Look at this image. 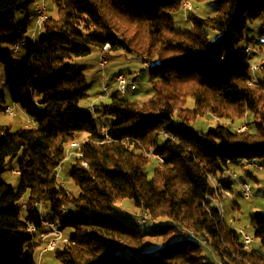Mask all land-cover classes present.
<instances>
[{"label":"trees","instance_id":"16d2710c","mask_svg":"<svg viewBox=\"0 0 264 264\" xmlns=\"http://www.w3.org/2000/svg\"><path fill=\"white\" fill-rule=\"evenodd\" d=\"M191 1H214L216 12L191 14L192 28L180 29L173 15L183 0H54L57 16L44 20L38 46L27 51L8 88L10 100L34 126L0 125V264H38V210L44 203L62 218L61 229H73L69 242L51 250L61 264H216L205 259L201 240L222 264H264V255L252 244L244 247L233 224L208 209L204 199L214 192L209 176L220 174L227 160L230 165H238L241 157L264 161V98L260 80L249 84L245 51L253 39L245 32L264 14V0ZM34 3L0 0V43L24 38L27 24L16 22L15 12ZM207 29L218 35L210 39ZM105 43L144 56L145 62L154 58L147 65L150 99L139 104L114 93L92 109L79 105L89 84L66 61ZM0 61L11 63L10 48H0ZM4 103L0 91V109ZM94 113L113 117L106 134ZM248 113L253 124L244 130L222 122L208 131L190 126L204 114L234 122ZM82 132L87 134L83 155L72 156L70 171L74 193L54 172L65 160V145ZM150 150L163 161L154 158L148 176L145 151ZM17 157L15 189L2 174ZM124 199L155 222V233L167 242L157 253L141 252L143 234L113 216V205ZM165 218L170 223L158 222ZM29 223L34 232L28 231ZM249 224L264 248V213H254ZM182 228L193 230L194 237H179ZM171 233L175 239L170 240Z\"/></svg>","mask_w":264,"mask_h":264},{"label":"rangeland","instance_id":"374dc122","mask_svg":"<svg viewBox=\"0 0 264 264\" xmlns=\"http://www.w3.org/2000/svg\"><path fill=\"white\" fill-rule=\"evenodd\" d=\"M193 5V10H186L183 5L182 9L173 15L175 24L180 29H190L192 28V21L188 19L189 15H198L202 17L213 16L216 12V3L214 1H204L200 3H194L191 0H188ZM35 2H44L47 6V13L51 16H57V8L55 6L54 0H35ZM15 21L20 24H27V31L24 35V38L19 41V48L17 50H12V45L0 43V48H10L12 53L11 63L4 64L0 61V91L5 94V103L0 109V125L10 126L11 129H18L21 127H33V119L23 111L20 106L16 103H13L8 94L10 77L13 76L21 67L22 61L26 56L27 51L30 48L38 46V35L39 30L36 23V15L34 11V6L31 5L26 10H19L15 12ZM264 14L258 18L252 20L248 24V28L245 32L246 38H253L250 42L247 43L248 46L253 47L261 43V40H264ZM42 31V30H41ZM210 39H214L218 33L211 29H207ZM32 33V34H31ZM39 33V34H38ZM34 34V35H33ZM32 35V37H31ZM133 47V46H132ZM136 48V46H134ZM103 56L107 64L105 67H101L99 64L100 57ZM146 58L140 57L133 52H128L122 49L110 50L109 52H102L98 48H91L90 52L85 56L72 57L66 62L72 65V73H82L88 84L89 89L87 91L88 95L86 98H83L79 101V105L82 108L90 109L92 102L95 97H106L103 93V87H109V93H116V87L113 85V75L118 72L132 73L138 72L139 76L137 79V87L135 90H128L123 97L128 98L133 101H137L139 104L147 101L152 97V91L150 89L149 75L147 65L154 58H149L148 62H145ZM263 72H258V77L263 78ZM117 94V93H116ZM108 98L106 97L107 101ZM193 100L190 98L188 106L192 105ZM10 106L14 113L12 115L4 112V108ZM94 119L98 125L101 123L108 125L112 122L113 117L111 116H102L94 113ZM225 121L217 119L210 114H204L199 116L195 121L190 123L192 128L202 131H208L209 129L214 128L218 122L225 123ZM243 123L252 125L253 124V115L247 114L244 119H235L233 126H239ZM229 125V124H228ZM230 126V125H229ZM231 127V126H230ZM232 128V127H231ZM87 137V134L82 132L80 136H77L75 139L83 141ZM17 161L18 157L10 162L5 172L2 174V179L10 183L15 189L18 187L19 177L17 170ZM74 159L69 158L64 160L63 163L57 168L58 171V182L67 190L74 193L77 192V188L73 185L70 178L71 165ZM154 158L150 157L149 163L144 167V171L148 176L152 175ZM263 166L262 169H257L252 166H243L232 164L230 167L237 173V178L233 181L234 187L232 190V196L229 199H226L224 202L225 207V219L229 221L237 229H243L247 234L252 235V230L249 224L250 217L256 213H264V161L261 162ZM240 181H247L252 187V195L250 198H244L241 193ZM41 213L44 218L54 221L60 228L61 217L54 216L51 213L50 206L47 203H44L41 206ZM124 210L127 214V217H122L120 212ZM66 212H74V210H66ZM142 211L135 206H133L131 200L124 199L118 201L113 205V216L120 218L126 224L131 225L136 230L140 231L143 234V245L141 247V252L145 253H157L167 242H165L162 235L156 234V224L153 221L148 223H131V218L134 216H139ZM66 214H62V217H65ZM170 223V220L160 219L158 222ZM157 222V223H158ZM160 222V223H161ZM61 237H66L73 232L71 227H65L61 229ZM175 233H171V239L176 238ZM169 240V241H170ZM63 242L62 239L57 240V245ZM252 246L254 250L258 253L264 255V248L259 245L258 239L254 237ZM202 254L205 259H209L214 263H218L217 258L210 251L208 246L203 245ZM43 246L39 247L35 252V260L38 264H61L59 259L54 255V252L48 250L43 252Z\"/></svg>","mask_w":264,"mask_h":264},{"label":"built area","instance_id":"2783aa9c","mask_svg":"<svg viewBox=\"0 0 264 264\" xmlns=\"http://www.w3.org/2000/svg\"><path fill=\"white\" fill-rule=\"evenodd\" d=\"M34 10H35V15H36L37 26L39 24H43L44 20L48 16L46 4L40 3V2H35L34 3ZM186 10H193V8H190L187 6ZM18 48H19V42H15L14 43V50H17ZM100 50L102 52H109L110 51V50H103V49H100ZM245 51L249 55V64H248L249 68L248 69L252 70V82L254 84V83L258 82V80L261 81L260 89H261V92H262V95L264 98V78L260 79L258 77V72L262 71L264 73V57H260V52L256 51V48H252V47L246 48ZM99 64L101 67L106 66L107 61L103 56L100 57ZM138 76H139L138 72H132V73L118 72V73L114 74L113 85L116 87V93L118 95L123 96V95H125V93L128 90H135L137 87L136 82H137ZM103 93H104V95L109 96L110 93H109V87L108 86H107V91H103ZM6 112H10V115H12L14 113V111L12 110V108L10 106H6ZM243 125H245V124H243ZM99 130L101 133H103V128H99ZM163 135H165L168 138H173V136L171 134H169V132H166V131H163ZM77 151H83V149H76L74 145L69 147V155H71L72 153L77 152ZM146 156L150 158L152 156H160V154L155 153V152H151V150H150V151H147ZM226 163H227L226 166L220 172V174L209 176V180H210L211 185L214 189V194H217L216 193L217 182H221L222 180H233L234 181L237 178V173L230 167L231 162L229 160H227ZM237 163L241 164L243 166H252V167H255L257 169L263 168L261 163H259L256 158L247 159V158L241 157V158L237 159ZM16 173H19V171L16 170ZM56 179H58V171L57 170H56ZM240 186H241L242 196L244 198H250L252 195V187H251L250 183L247 181H240ZM233 187H234V183H233ZM233 187L229 188L230 197L232 196ZM219 196L222 198V201H225L226 199L230 198V197H222V195H219ZM204 199H205V197H204ZM207 204H208L207 207H212L209 203H207ZM24 208H25V201L22 200L19 209L22 210ZM120 213H122V215L127 216V214L124 210H121ZM219 213H221V212H219ZM132 218L135 220H141V221H143V223H147L142 214H140L139 216H134ZM35 230H36V227L32 223H29L28 224V231L34 232ZM237 231L240 233L243 246L249 247L253 243V236L250 234H247L243 229H240ZM39 233H45L43 252L48 251V250H53L56 247L57 243H52V236L59 235V231H52L51 224L49 222H47V230L40 231ZM177 235L178 236L194 235V233H189L187 231V229L182 228L177 232ZM48 237H50V238L48 239ZM218 264H222V263L218 262Z\"/></svg>","mask_w":264,"mask_h":264},{"label":"bare ground","instance_id":"6f19581e","mask_svg":"<svg viewBox=\"0 0 264 264\" xmlns=\"http://www.w3.org/2000/svg\"><path fill=\"white\" fill-rule=\"evenodd\" d=\"M40 3H44V2H40ZM187 6L190 7V8H193V5H192V3L190 1L183 0V7L186 9ZM37 27H38L39 33H41V30L43 28V24H39ZM246 48H251V47L247 46ZM252 48H256V51L260 52V57H264V46L263 47L258 46V47H252ZM101 49H103V50H111L110 44L109 43H105ZM12 50H14V43L12 44ZM249 72H250L249 84L252 85L253 84V82H252V70H249ZM103 91H107V86L103 87ZM105 96H107V95H105ZM4 112L7 113V114H10V112H6V107L4 108ZM224 124H226V125L229 124L232 128H234L236 130H244L246 128V126L243 125V124H246V123H243V124H241L239 126H233L234 125L233 121H225ZM99 128H103V133L106 134V131H107L106 125L101 123L99 125ZM161 133L163 134V131H161ZM73 145L75 146L76 149H83L81 141H79L77 139L70 140L65 145V157H64L65 160L71 158L72 156L82 157L83 151H77V152H74L71 155H69V147L73 146ZM151 152H153V151H151ZM146 153H147V151H145V154ZM152 158H156V159H158L160 161H163V158H162L161 155L160 156H152ZM54 174H55V177H56V171L54 172ZM232 187H233V180H222L221 182H217V186H216V193L217 194H214V192H213L212 194H208V195L205 196V200L207 201V203H209L212 206V207H207V208L208 209H210V208L216 209L220 219L225 218V207H224V202L225 201H222V198L219 195H222V197H230L229 188H232ZM41 210H42L41 207H39L38 211H39V215H40V224H41L40 231L47 230V222H49L51 224L52 231H59V235L52 236V243H57V240L59 238L63 240L62 243L69 242L70 240H69L68 237H63V238L61 237V232L62 231L60 230V228L58 227V225L54 221L49 220L47 218H44L42 216ZM219 212H221V213H219ZM120 214H121L122 217H127L126 215H122V213H120ZM141 214L143 215L145 221L148 223L150 221L149 213L147 211H143ZM138 222L143 223V221H141V220H135V219L131 218V223H138ZM27 229H28V226H27ZM187 231L189 233H194L193 230H190V229H187ZM39 234H40V237L42 239V245L41 246L44 247L45 233H39ZM179 237L188 238V237H194V235H181ZM253 240H254V237H253ZM201 243L203 245H205L206 241L205 240H201ZM121 251L124 252L123 246H121Z\"/></svg>","mask_w":264,"mask_h":264},{"label":"crops","instance_id":"0c3cea01","mask_svg":"<svg viewBox=\"0 0 264 264\" xmlns=\"http://www.w3.org/2000/svg\"><path fill=\"white\" fill-rule=\"evenodd\" d=\"M34 6V5H33ZM35 11V10H34ZM264 23V22H263ZM32 34V33H31ZM34 35V34H33ZM31 37H32V35H31ZM261 41H264V40H261ZM261 44H257V45H253V47H258V46H260ZM114 76V75H113ZM113 78V77H112ZM107 98H108V96H106ZM106 97L104 98V97H100V96H98V97H95L94 98V101L92 102V106H91V108L90 109H92L93 107H95V104H97L98 102H100V101H104V102H108V100L107 101H105L106 100ZM98 115V114H97ZM79 136H80V134H79ZM63 232V231H62ZM71 234H69V235H65L66 237H68L69 238V236H70ZM50 237H48V239H49ZM42 245V244H41ZM39 246V247H42V246ZM38 247V248H39ZM44 252H47V251H44ZM42 254H43V252H42Z\"/></svg>","mask_w":264,"mask_h":264}]
</instances>
